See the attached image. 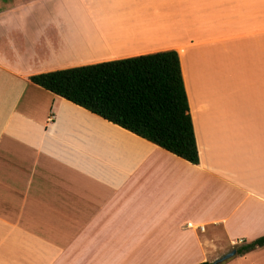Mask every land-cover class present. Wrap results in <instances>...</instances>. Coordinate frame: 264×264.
I'll return each mask as SVG.
<instances>
[{
	"label": "crops",
	"instance_id": "1",
	"mask_svg": "<svg viewBox=\"0 0 264 264\" xmlns=\"http://www.w3.org/2000/svg\"><path fill=\"white\" fill-rule=\"evenodd\" d=\"M166 50L198 165L30 79ZM262 236L264 0H0V264H198Z\"/></svg>",
	"mask_w": 264,
	"mask_h": 264
},
{
	"label": "trees",
	"instance_id": "2",
	"mask_svg": "<svg viewBox=\"0 0 264 264\" xmlns=\"http://www.w3.org/2000/svg\"><path fill=\"white\" fill-rule=\"evenodd\" d=\"M30 79L177 156L200 164L177 50L60 69ZM262 246L264 236L242 244L237 253L242 255Z\"/></svg>",
	"mask_w": 264,
	"mask_h": 264
},
{
	"label": "water",
	"instance_id": "3",
	"mask_svg": "<svg viewBox=\"0 0 264 264\" xmlns=\"http://www.w3.org/2000/svg\"><path fill=\"white\" fill-rule=\"evenodd\" d=\"M237 254V249H232L231 251H229L228 253L224 254L223 256L217 258L213 264H221L223 262H225L226 260L234 257Z\"/></svg>",
	"mask_w": 264,
	"mask_h": 264
},
{
	"label": "built area",
	"instance_id": "4",
	"mask_svg": "<svg viewBox=\"0 0 264 264\" xmlns=\"http://www.w3.org/2000/svg\"><path fill=\"white\" fill-rule=\"evenodd\" d=\"M202 228H204V227H202Z\"/></svg>",
	"mask_w": 264,
	"mask_h": 264
},
{
	"label": "rangeland",
	"instance_id": "5",
	"mask_svg": "<svg viewBox=\"0 0 264 264\" xmlns=\"http://www.w3.org/2000/svg\"><path fill=\"white\" fill-rule=\"evenodd\" d=\"M222 264V263H221Z\"/></svg>",
	"mask_w": 264,
	"mask_h": 264
}]
</instances>
